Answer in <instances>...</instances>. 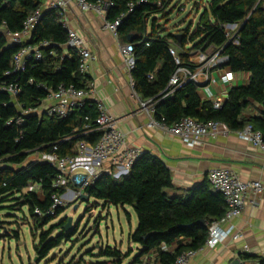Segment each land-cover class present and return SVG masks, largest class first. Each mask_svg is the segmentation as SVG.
<instances>
[{"label":"trees","instance_id":"16d2710c","mask_svg":"<svg viewBox=\"0 0 264 264\" xmlns=\"http://www.w3.org/2000/svg\"><path fill=\"white\" fill-rule=\"evenodd\" d=\"M141 1L113 0L107 19L112 21L126 15L119 27V38L127 43L130 34L135 36L131 43L135 47L136 64L131 77L138 96L143 101H153L154 118L169 125L184 117L204 122L220 120L232 131L251 124L264 137V0H212L203 7L195 28L190 24L176 33L166 32L158 24V16L167 19L173 12L172 0ZM44 2L0 0V26L13 34L21 33L27 18L42 9L41 19L27 43H50L42 49L40 60L30 59L24 71L6 75L21 45L10 42L5 33L0 35V81L16 82L22 88L17 101L9 93L0 92V204L13 198L22 207L27 206L40 228L64 212V207L54 213L50 211L53 195L64 191L54 186L57 169L48 162L30 160V156L37 152L69 155L79 141L95 143L100 137L99 132L86 133L84 129L85 125L94 128L97 117L95 102L89 100L67 117L46 114L40 117L30 113L25 116L22 127L7 124L20 114L17 103L25 109L38 108L61 83L89 89V76L79 70L80 56L68 45L64 14L59 9L45 8ZM130 3L136 5L133 11L129 10ZM234 24L239 25L238 45L228 43L225 29L226 25ZM211 47L221 51V56L227 58L225 65L233 72L248 73V83L232 87L219 109L214 108L213 101L200 98L199 85L194 81L182 83L169 94V84L177 69L195 68L191 57ZM171 48L177 51L181 65L176 63ZM253 103L262 107L260 115L245 116ZM32 184L40 186L43 198L36 191H25ZM85 192L89 198L106 205L134 209L138 226L129 241L140 248L132 264L140 263V258L151 251L158 253L161 264H173L181 254L198 250L208 239L209 225L221 219L227 210L223 195L214 192L209 181L191 189L176 188L170 168L151 152L140 155L129 176L117 181L103 175ZM37 209L40 214L36 213ZM67 222L65 218L40 234L35 249L41 260L76 233L65 229ZM15 235L18 237V232ZM175 242L177 247L173 252L161 249L162 244ZM99 256L113 259V264H123L130 254L106 246L101 248ZM243 258L252 257L244 255ZM259 262L264 264V258Z\"/></svg>","mask_w":264,"mask_h":264},{"label":"built area","instance_id":"2783aa9c","mask_svg":"<svg viewBox=\"0 0 264 264\" xmlns=\"http://www.w3.org/2000/svg\"><path fill=\"white\" fill-rule=\"evenodd\" d=\"M211 1L202 0V3L207 4ZM141 2H146V0ZM73 4L82 12H95L103 17L104 29L110 31L116 38L119 37V27L126 15L122 14L112 21L107 19V14L114 5L113 0H51L45 6V8L59 9L64 14L63 23L68 28V45L78 52L80 56L79 70L82 74L87 75L90 64L97 60V56L91 52L85 38L68 27L66 14ZM159 5H161V1H159ZM135 6V3H130L129 10L133 11ZM41 16L42 9L34 11L27 18L24 30L21 33L13 34L6 31L4 26H0V35L5 33L11 41L13 40V43L21 45L14 54L12 68L6 75L24 71L28 60H40L42 58V49L50 46L47 41L37 45L27 43ZM225 29L229 38L228 43L232 42L238 45L237 32L239 25H226ZM119 51L131 73L136 64L134 45L131 42H127L120 46ZM170 52L174 56L176 63L181 65V59L177 51L171 48ZM226 61L227 58L221 56V51L212 47L208 51L195 53L191 57V62L196 67L180 66L171 78L169 94L174 92L175 87L186 81H194L199 86L203 82L209 81L211 71L220 68V66H226ZM235 75L236 73L227 67L221 74V81L224 84H230L234 80ZM130 84L134 89L135 83L132 77ZM0 92L9 93L14 98V101H17V98L22 93V88L16 82L0 81ZM94 94L95 89L93 87L84 89L78 88L74 84L66 85L61 83L56 89L49 92L38 108L25 109L21 104L17 103L20 114L7 124L8 126L16 124L22 127L25 123V116L30 113L40 114L43 112L48 116L67 117L83 106L88 97ZM224 100L223 98L213 100L214 108H221ZM45 103H48V105L44 107ZM95 105L97 110L95 127L91 128L85 125L84 129L86 133L89 131L99 132L98 141L92 143L88 140H81L76 144L73 153L65 156L57 153H41L40 161L50 163L58 171L54 180L55 188L64 191L63 194L55 193L53 195L51 213H54L57 208L66 207L71 201L80 200L82 195L86 194V188L103 175L107 174L117 181L129 176L133 165L140 155L148 152L128 145L126 134L119 128L118 120L109 112L103 101L96 100ZM141 105L154 115V103L152 100H142ZM86 120H88V117H86ZM147 127H159L168 134L178 137L189 146L202 145L208 136L228 135L232 131L223 121L210 120L204 122L191 117H184L172 125L159 122L154 118ZM237 133L242 139L249 141L264 152L263 134L260 130H256L253 125L248 124L242 130L237 131ZM207 179L213 191L223 195L227 204L226 213L221 219L209 225V235L204 246L198 250H189L181 254L173 264H189L199 252L206 248H215L230 237L233 240L241 239L242 234L236 232L233 224L227 228L224 225L242 216L249 202L247 200L249 193L259 196L264 192V185L260 181L245 182L229 168L213 169L208 173ZM40 190V186L34 184L26 189V191L36 192ZM251 203H255V201L253 200ZM36 213L40 214L41 212L37 209ZM248 248L247 245L244 247L245 250H248ZM161 249L164 252H168L170 246L164 243L161 245ZM240 264H260V262L259 260L255 262L246 261Z\"/></svg>","mask_w":264,"mask_h":264},{"label":"crops","instance_id":"0c3cea01","mask_svg":"<svg viewBox=\"0 0 264 264\" xmlns=\"http://www.w3.org/2000/svg\"><path fill=\"white\" fill-rule=\"evenodd\" d=\"M44 1L47 5L51 0ZM66 18L68 27L83 36L91 52L97 56L87 74L89 87L95 89V94L88 100H100L106 104L109 112L118 120L119 128L126 134L129 146L141 148L163 159L172 172L176 188L200 186L208 181V173L216 168H229L245 182L260 181L264 185V152L242 139L237 131H231L228 135L208 136L202 145L189 146L159 127H147L154 120V115L142 107V99L131 87V73L119 51L126 42L105 30L104 18L95 12H82L73 4ZM9 41L13 43V40ZM224 67L227 68L220 66L213 69L210 80L199 86L198 93L202 100L226 99L232 87L248 83V73H236L232 83L224 84L221 81ZM47 105L45 103L44 107ZM261 110L260 105L253 103L244 115H260ZM40 192H37L38 195ZM247 200L249 202L242 216L224 225L227 228L233 224L242 238L233 240L230 237L215 248H206L189 264H233L236 260L255 262L264 258V192L259 196L249 193ZM253 200L255 203H251ZM5 223L4 226L9 224ZM246 245L248 250L244 249ZM131 246L134 253L127 264L133 263L140 248L134 243ZM169 246L168 252H173L177 244L175 242ZM244 255L252 258L244 259ZM158 257L156 251H151L142 256L137 264H161Z\"/></svg>","mask_w":264,"mask_h":264},{"label":"rangeland","instance_id":"374dc122","mask_svg":"<svg viewBox=\"0 0 264 264\" xmlns=\"http://www.w3.org/2000/svg\"><path fill=\"white\" fill-rule=\"evenodd\" d=\"M172 1L173 12L167 19L158 16V24L171 33L183 30L190 24L195 28L205 6L202 0ZM196 5H200V9ZM29 159L41 160V152L31 155ZM40 197L43 198L41 192ZM70 217L73 218L71 231L76 233L64 239L47 258L41 260L35 249L40 234ZM5 222L9 224L4 226ZM136 223L137 215L132 207L106 205L92 197L88 201H71L58 218L40 228L35 225L28 207H22L20 202L11 198L0 204V264H113V259L99 256L101 248L106 246L117 247L123 253L130 254L123 263L127 264L134 253L129 234L135 231ZM60 231H55L53 236Z\"/></svg>","mask_w":264,"mask_h":264},{"label":"water","instance_id":"95a60500","mask_svg":"<svg viewBox=\"0 0 264 264\" xmlns=\"http://www.w3.org/2000/svg\"><path fill=\"white\" fill-rule=\"evenodd\" d=\"M179 38H180V36H179ZM135 40V36L133 35V34H130L129 36H128V41L129 42H132V41H134ZM37 115H39L40 117H42V116H44V113L42 112V113H36ZM82 200H84V201H88L90 198H89V196L87 195V194H84V195H82V198H81ZM76 208H78V206H76ZM201 222L203 223L204 221L203 220H201ZM72 228H73V218H69L68 219V222H67V224H66V226H65V229L67 230V231H71L72 230ZM241 262L239 261V260H236V261H234V263L233 264H240Z\"/></svg>","mask_w":264,"mask_h":264}]
</instances>
